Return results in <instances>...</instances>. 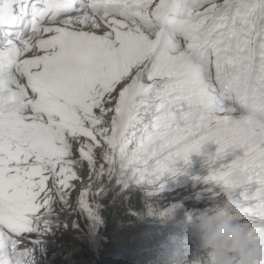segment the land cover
<instances>
[{
	"label": "snow or ice",
	"instance_id": "1",
	"mask_svg": "<svg viewBox=\"0 0 264 264\" xmlns=\"http://www.w3.org/2000/svg\"><path fill=\"white\" fill-rule=\"evenodd\" d=\"M0 29V264H34L41 240L18 246L49 232L95 148L127 185L213 143L210 165L232 159L207 181L264 222V0H6Z\"/></svg>",
	"mask_w": 264,
	"mask_h": 264
},
{
	"label": "rangeland",
	"instance_id": "2",
	"mask_svg": "<svg viewBox=\"0 0 264 264\" xmlns=\"http://www.w3.org/2000/svg\"><path fill=\"white\" fill-rule=\"evenodd\" d=\"M83 25H80L82 27ZM30 55V54H28ZM27 55V56H28ZM26 56V55H25ZM147 117H145V121ZM143 123L137 125L135 131L140 132ZM138 140V136L136 138ZM136 147L135 142L129 143V152L133 151ZM217 146L213 143L204 145L200 154L193 153L190 156V162L184 164L183 161L178 162L175 167L179 171L175 174H165L161 180L158 181L159 185L154 188H148V193L151 196L153 203L147 208L146 216L151 219L163 216L165 219H160L165 223H170L179 230H184L188 227H193L192 222L197 216H217L223 215L225 210H231L238 213L235 216H229L231 222L240 226L246 233L253 237L264 235V222L258 221V218L253 220H245L244 213L237 210L232 196L228 191H224L221 195V187L213 181H207V178L216 171L221 164L230 163L232 157H225L224 161H217L215 164L210 165L208 157L214 155ZM101 149L95 148L93 150L95 158V169L99 171L101 165L104 166L105 173L99 177V180L108 182L107 175L108 163L101 155ZM72 159L79 160V152L74 148ZM90 166L87 161H81L79 166L73 167L76 172L77 178L70 180V187L65 189L69 193L66 197L68 203L76 204V209L86 217L87 226L85 229L78 227L70 213H72V205H62L60 202L53 203V214L50 217L52 220V228L49 232L43 235L37 233L25 234L28 238L26 242L18 246L20 248L31 247V241L39 238L41 244L36 247V256L34 264H76L80 258L81 249L95 250L102 239L100 232V224L95 228L91 227V217L89 212L97 214V190L91 187L89 180ZM128 175H131V169L126 170ZM117 180L114 176L112 182ZM199 180V181H198ZM98 181V180H97ZM135 183V181H133ZM145 182L143 180L140 181ZM163 185L160 188V185ZM51 185V179L49 180ZM153 185V184H152ZM94 186V185H93ZM87 191L85 201L88 208H83L78 204L79 196L82 192ZM154 192L158 194H153ZM154 200H161L155 202ZM162 204L169 203L170 207ZM67 203V204H68ZM43 227V226H41ZM195 229V228H194ZM188 241L193 243L195 240L192 237ZM259 245L261 254H264V243L259 239L254 241ZM69 246V248H68ZM20 247V248H19ZM169 254V251L166 253ZM55 259L51 262V257Z\"/></svg>",
	"mask_w": 264,
	"mask_h": 264
},
{
	"label": "trees",
	"instance_id": "3",
	"mask_svg": "<svg viewBox=\"0 0 264 264\" xmlns=\"http://www.w3.org/2000/svg\"><path fill=\"white\" fill-rule=\"evenodd\" d=\"M115 168L119 171L118 160ZM97 172L90 169L89 180L91 187L97 190V214L102 218V239L93 251L82 248L76 264H210L211 257L216 260L214 254L201 249L194 228L179 230L160 220L165 219L163 216L155 219L146 216L148 206L153 203L148 188L158 186V182L124 185L118 184L117 180L112 182L116 175L105 182L97 179ZM67 205H72L70 217L75 224L85 229L88 223L86 217L76 209L75 203L71 204L70 201ZM160 205L170 207L169 203L160 202ZM189 237L195 241L189 242ZM54 259L52 256L51 262Z\"/></svg>",
	"mask_w": 264,
	"mask_h": 264
},
{
	"label": "clouds",
	"instance_id": "4",
	"mask_svg": "<svg viewBox=\"0 0 264 264\" xmlns=\"http://www.w3.org/2000/svg\"><path fill=\"white\" fill-rule=\"evenodd\" d=\"M21 80L23 83L26 78ZM237 214L225 210L223 215L197 216L192 225L198 233L201 249L214 254L216 264H264V254H261L259 245L254 242L259 239L264 243V235L250 236L227 218ZM26 248H20L19 251Z\"/></svg>",
	"mask_w": 264,
	"mask_h": 264
},
{
	"label": "bare ground",
	"instance_id": "5",
	"mask_svg": "<svg viewBox=\"0 0 264 264\" xmlns=\"http://www.w3.org/2000/svg\"><path fill=\"white\" fill-rule=\"evenodd\" d=\"M82 27H84V26H82ZM26 55H28V53H26ZM30 55H28L27 57H29Z\"/></svg>",
	"mask_w": 264,
	"mask_h": 264
}]
</instances>
